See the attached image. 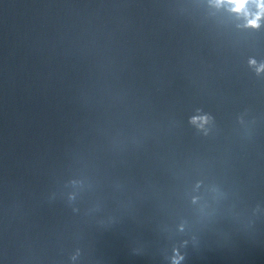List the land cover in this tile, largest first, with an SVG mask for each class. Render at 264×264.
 <instances>
[{"label": "clouds", "instance_id": "9594fccd", "mask_svg": "<svg viewBox=\"0 0 264 264\" xmlns=\"http://www.w3.org/2000/svg\"><path fill=\"white\" fill-rule=\"evenodd\" d=\"M228 3L233 5V11L239 13L245 9L246 4L249 2V0H227ZM260 7L264 9V0H259ZM249 23L252 26L256 25V19L250 20Z\"/></svg>", "mask_w": 264, "mask_h": 264}]
</instances>
